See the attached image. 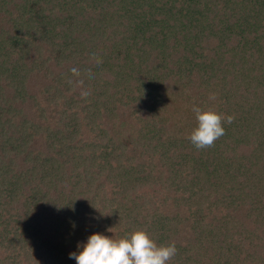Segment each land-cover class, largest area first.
<instances>
[{"label": "trees", "instance_id": "16d2710c", "mask_svg": "<svg viewBox=\"0 0 264 264\" xmlns=\"http://www.w3.org/2000/svg\"><path fill=\"white\" fill-rule=\"evenodd\" d=\"M194 106L234 117L211 148ZM145 227L264 264V0H0V264Z\"/></svg>", "mask_w": 264, "mask_h": 264}, {"label": "clouds", "instance_id": "9594fccd", "mask_svg": "<svg viewBox=\"0 0 264 264\" xmlns=\"http://www.w3.org/2000/svg\"><path fill=\"white\" fill-rule=\"evenodd\" d=\"M197 126L189 139L196 149H206L225 135L224 124H231L234 117H227L212 106H194ZM113 228L108 229L112 231ZM78 253H70L76 264H169L175 257V242L158 244L148 229L138 228L121 238L99 232L90 235L86 243L78 244Z\"/></svg>", "mask_w": 264, "mask_h": 264}]
</instances>
